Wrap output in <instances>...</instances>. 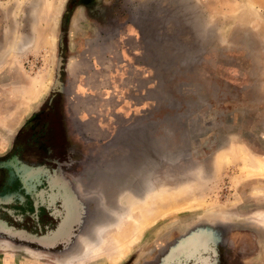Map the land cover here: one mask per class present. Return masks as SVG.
I'll list each match as a JSON object with an SVG mask.
<instances>
[{
	"label": "rangeland",
	"instance_id": "1",
	"mask_svg": "<svg viewBox=\"0 0 264 264\" xmlns=\"http://www.w3.org/2000/svg\"><path fill=\"white\" fill-rule=\"evenodd\" d=\"M45 150L0 264H264V0H0V164Z\"/></svg>",
	"mask_w": 264,
	"mask_h": 264
},
{
	"label": "flooded vegetation",
	"instance_id": "2",
	"mask_svg": "<svg viewBox=\"0 0 264 264\" xmlns=\"http://www.w3.org/2000/svg\"><path fill=\"white\" fill-rule=\"evenodd\" d=\"M49 126V125H48ZM47 125L44 127V130H47L49 127ZM45 134V132H44ZM46 150L41 152V155L43 157V163L44 165H41L43 169L41 171H37V173L33 174L34 178H30L27 174H21L18 173L15 169V165L12 161V163L9 162H2L0 165V168H4V165H7L9 168H4L7 170L5 171V179L0 187V212L12 215L11 213L21 214L22 218L27 219L29 218L30 214H34L36 212L46 210V213H52L56 216V221H54V224H56L59 221V215L62 213L61 211H64V205L65 201H63V198L66 197L65 194L67 190H64L63 184L61 182V179H59L57 183L52 178L51 173H47V164L50 163L45 158ZM6 166V167H7ZM91 167V166H90ZM9 169V171H8ZM78 174H76L75 177H77ZM76 179V178H75ZM47 199H53L54 202H50L45 205ZM43 200H45V203H43ZM7 205L9 206L10 210H5L2 206ZM25 222V221H24ZM28 220L25 222L27 223ZM13 224L15 222H12ZM177 244H173L172 246H168V251L172 254V259L169 261V264H181L178 263L177 257H179V254L176 250ZM201 250H198L200 248H197L199 254H197L195 257L196 262H202L204 260V253H202ZM180 252V250H179ZM177 256V257H176ZM194 257V259H195ZM195 262V264H197ZM184 264V263H182ZM201 264V263H199ZM218 264V263H214Z\"/></svg>",
	"mask_w": 264,
	"mask_h": 264
},
{
	"label": "bare ground",
	"instance_id": "3",
	"mask_svg": "<svg viewBox=\"0 0 264 264\" xmlns=\"http://www.w3.org/2000/svg\"><path fill=\"white\" fill-rule=\"evenodd\" d=\"M60 3V2H59ZM169 203V202H168ZM174 204V203H173ZM173 204H171V205H169V207H166L167 208V210H169V209H172L173 207H177V206H172ZM167 206V205H166ZM164 214V213H163ZM155 217H156V220H157V218L159 217V213L158 212H156V215H155ZM155 221V220H154Z\"/></svg>",
	"mask_w": 264,
	"mask_h": 264
},
{
	"label": "crops",
	"instance_id": "4",
	"mask_svg": "<svg viewBox=\"0 0 264 264\" xmlns=\"http://www.w3.org/2000/svg\"><path fill=\"white\" fill-rule=\"evenodd\" d=\"M251 1V0H250ZM258 1H260V0H255V2H257L258 3ZM262 1V0H261Z\"/></svg>",
	"mask_w": 264,
	"mask_h": 264
}]
</instances>
